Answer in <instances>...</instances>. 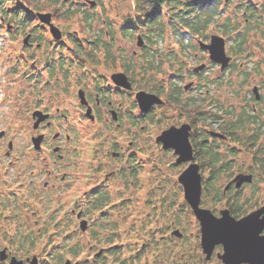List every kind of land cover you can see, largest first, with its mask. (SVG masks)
<instances>
[{
  "label": "flooded vegetation",
  "instance_id": "af4514ba",
  "mask_svg": "<svg viewBox=\"0 0 264 264\" xmlns=\"http://www.w3.org/2000/svg\"><path fill=\"white\" fill-rule=\"evenodd\" d=\"M32 11L24 29L9 25L0 14L6 29L0 40V264H118L115 210L125 208L124 220L130 224H147L149 218L151 224L163 223L153 209L161 207L163 192L169 190L183 198L170 221L171 236L180 241L184 235L172 233L185 217L182 206L187 220L198 225L199 237L194 252L168 261L232 264L220 257L227 244L215 243L209 257L202 249L200 220L178 179L190 165L199 175L198 207L216 218L227 211L244 221L240 251L255 250V237L264 235V197L259 192L264 175V84L256 97L243 76L238 92L244 101L235 105L222 95L212 96L209 83L221 87L233 76L220 73L208 79L203 73L207 63L187 65L199 55L216 64L202 44L210 41L206 34L196 41L182 42L179 35L171 42L149 41L146 27L116 26L100 18L99 24L86 27L93 30L91 36L84 35L88 40H78L58 26L57 39L38 17L45 12ZM182 45H189V51ZM190 51L189 60L184 53ZM152 53L158 72L149 70ZM167 63L172 68L161 76ZM149 93L159 101L148 105ZM247 107L251 110L246 113ZM173 114L179 117L160 127L166 115ZM157 123L161 129L150 145L153 134L148 127ZM184 126L187 129L175 135H187L191 153L178 161L182 153L157 137ZM166 154L173 158L166 166L168 176L176 173L169 188L155 181ZM244 176L237 184L236 177ZM77 182L78 195L65 198ZM174 199L170 203L175 205ZM130 207L141 210L140 219L131 217ZM255 212L257 216H250ZM130 224L119 229L120 238L129 236ZM158 238L163 243V235ZM122 239L128 241L125 255L135 254L133 242Z\"/></svg>",
  "mask_w": 264,
  "mask_h": 264
},
{
  "label": "trees",
  "instance_id": "16d2710c",
  "mask_svg": "<svg viewBox=\"0 0 264 264\" xmlns=\"http://www.w3.org/2000/svg\"><path fill=\"white\" fill-rule=\"evenodd\" d=\"M97 5L102 8H109L120 10L123 7L128 9L127 18L122 24L142 26L146 27L145 31L148 34L149 41L165 40L166 37H172V41L179 35V40L182 42L192 41L193 39L202 38L208 28L218 29L224 34L230 41L229 49L237 55L244 56V52L249 56L255 55V51L251 50V45H256L261 51L264 50V30L260 36L254 31V29L260 28L264 25V5H260L259 9L253 4L252 0L240 2L238 10L228 11V0H109L108 4L104 3V0H95ZM85 0H0V14L6 20L5 22L23 26L22 29L28 27L30 19L33 18L28 12V9L33 10H53L57 9H69L64 13V17H72L79 14V16L85 20V22L97 19L95 5H87ZM89 8V10L87 9ZM110 8V9H111ZM227 10V11H226ZM0 15V17H1ZM105 19L109 20L108 17ZM0 23H3L0 19ZM110 24L108 21L105 22ZM41 25V24H39ZM34 28H32L33 30ZM88 33V31H86ZM87 37L85 36V39ZM71 40H74L70 38ZM253 42V43H252ZM255 42V43H254ZM189 45H182L181 49H188ZM155 53H152L151 58L149 56L148 65L150 71L158 72L157 66L154 65ZM233 64H231L232 66ZM230 66V67H231ZM240 68V63L236 64ZM253 69V70H252ZM251 70L247 71L246 67H241L239 71L244 73L243 81L248 83L252 74H264V60H257L254 63ZM264 83V79H262ZM251 108H243L244 112H248ZM167 195L174 196L172 191ZM163 197V204L159 209L154 208L155 214L161 213L162 215H173L176 218V207L171 205L172 197ZM169 205V206H167ZM182 208V209H181ZM119 209L117 219L113 226L117 230V254L116 260L118 264H146L145 258L148 255L152 257L151 264H167V254L162 255L155 249H158V235H163V241L165 238V230L171 227L170 222L166 225L165 222L158 223L154 221L151 224V218L146 224L142 222L143 226H146V235L144 239L139 241L136 239L133 241L135 245V254L125 255V247L127 242L125 239L120 238L119 227L121 223L125 222V208ZM181 213L185 212L184 207H179ZM121 211L123 212L121 214ZM151 215V214H150ZM121 219V221H120ZM141 223L139 228L142 229ZM121 228V227H120ZM165 242V241H164ZM167 245L166 243H164ZM154 249V251H153ZM154 252V253H153ZM166 253V252H165ZM182 257V255H181ZM172 259V256H171ZM173 264L172 262H169ZM183 264H188L183 263Z\"/></svg>",
  "mask_w": 264,
  "mask_h": 264
},
{
  "label": "rangeland",
  "instance_id": "374dc122",
  "mask_svg": "<svg viewBox=\"0 0 264 264\" xmlns=\"http://www.w3.org/2000/svg\"><path fill=\"white\" fill-rule=\"evenodd\" d=\"M93 1H94V3L92 5L97 6L94 11L96 12V16H97L98 20H96L94 18V20L88 21V22H85V20H83L79 16V14H76V16H72V17H69V16L64 17V13L66 12V10H69V9H66V8L57 9L56 12L53 11V10H45V9H40V11L45 12V13H50L52 21H53L52 24L58 26L62 31L65 30V31L69 32L70 34H74V36H76L78 40H81V39L82 40H88V39H90L89 36H87V38L85 39L84 35L87 34L86 31H88V35L91 36L93 30L91 28H89L87 30L86 27H91V26H94L96 24H99L100 23V18L108 17L110 19V21L109 20H107V21L110 24H114L116 26H119L127 18L128 19L130 18L129 15H127L128 9H126L125 7H123L120 10H116V9H112L109 6V8L105 9V8L99 7L97 5V1H95V0H93ZM244 1H247V0H244ZM252 1H253V4L257 7V9H259L260 5H264V0H252ZM74 2H75V0H74ZM108 2H109V0H104L105 4H108ZM226 2L228 3V11H234V10H238L239 9L238 6H239L240 2L243 3V0H228ZM86 4L90 5L89 2H87ZM87 9L89 10V8H87ZM32 10L33 9H28L30 15H32V12L34 14V11H32ZM0 19H1V17H0ZM3 26H5L4 22L0 23V40L3 39V37L1 36L2 33L4 31H6L5 27H3ZM10 29H11V27H10ZM263 30H264V25H261L260 28L254 29L253 32H255L257 34V36H260ZM205 34L208 36V38H210L209 35L211 36L212 34H218V35H221V36L224 37L226 54L231 57L229 63L222 69L223 70V72H222L220 70V67H219L218 63H216L217 65L213 64L211 62L208 63L206 61V59H205L206 58L205 56L199 55L200 58H198L195 61H192V62L188 63L187 65L196 66L199 63H203V62L207 63L208 67L204 70L203 73H204V76H206V78H208V79L216 78V76L219 75L220 73L225 74L226 77L228 75L229 76H233V78L230 79V83H228L229 82V80H228V82L226 81L223 84V86H221V87H216L217 85H214V83H209L210 86L208 85V87L210 88V90H212L211 91L212 94H213L212 96H214V95H216V96L222 95V97L226 98V100L229 102L228 104L235 105V103H237L239 101L243 102L244 100L242 99V97H239L240 93L238 92V90H239L240 81L242 80V77L244 76V73L239 71V69L241 67H246V70L249 71V70L252 69L254 63H256L257 60H261V62H263V60H264V50L263 51L260 50V48L258 47V43L256 45L252 44L251 45V50L255 51V55H251V57H248L249 56V52L248 53L244 52V56L240 57L241 56L240 54L237 55V54H235L233 51H231L229 49V45H230L231 41L224 34H222L217 28L214 29V28L210 27L208 29V31L205 32ZM171 38L172 37H170V36L166 37L165 41L171 42L172 41ZM197 39L200 40V38H197ZM4 40H7V39L5 38ZM18 40L20 41V37L18 38ZM132 40H133V47H135L136 35H134V38ZM193 40H195V39H193ZM261 44L264 46L263 42H261ZM188 49L184 48V51H189ZM190 50H193V49L190 48ZM190 52H191V54L184 53L188 57L189 60L193 56V51H190ZM238 63H240V68H238L236 66V64H238ZM1 64L2 63H1V58H0V73H1ZM231 64H233V65L231 66ZM171 68H172V64H169V63L165 64L164 73L161 76H167V72ZM239 73H241V75ZM191 78L192 77L190 76L189 78L185 79L184 82L188 81ZM251 79L252 80H250L248 82V85H247L249 90L254 85H258V88H260L259 85H261V84L263 85L264 84L263 81H262V79H263V75L262 74L256 75L255 79H253V77H251ZM184 82L182 84H184ZM234 91H236V92H234ZM244 91H245V89H244ZM226 104L227 103H224V105H226ZM165 113L167 114L166 111H165ZM177 117H179V116L176 115V114H173V117H171V118H170V115L169 116L166 115V118L164 120V122H166V123H163L160 127L165 126L167 123L173 122L174 119L177 118ZM160 127H159L158 123L149 125V127H148L149 131L148 132L151 131L150 133L153 134V136H151V139H150V145H152L153 137L161 129ZM168 156H170V154H166L164 156V158H163V169H161L160 174L158 175L157 178H155V181L157 182V184L165 185V186H168V188H169V185L172 186V184H173V182H174V180L176 178V173L172 174V178L170 176H168L169 171L167 170L166 166L169 163V161H173L172 155H171V157H168ZM175 172H176V169H175ZM142 175H144V174H142ZM261 177H262V181H260V187H259L260 191L259 192H260L261 198H263L264 197V175L261 176ZM219 184H220V182H219ZM78 186H80L79 182L75 183L74 186H71L69 192L65 195V198L68 197V195H70V194L71 195L72 194L73 195H75V194L78 195V189H80ZM168 193L170 194L171 191L170 190L169 191H164L163 195L166 196ZM167 196L172 197L171 195H167ZM141 197H142V195H141ZM174 198L172 197V200L173 199L176 200V203H175V205L174 204H171V205L176 206V207L181 205V204L183 205L182 194H181V197L180 196H174ZM168 201H171V200H168ZM163 202H164V200L161 201L162 204H163ZM220 204L221 203H218V205L216 206V210H218L220 208ZM167 206H169V205H167ZM131 208L132 207L129 208V212L131 211V213H132L131 217H137V218L140 219L141 210L139 208H132V209ZM115 211H116V216H114L112 218L117 219L118 218L117 215L119 214L118 213L119 209H117ZM142 212H143L142 215L145 214L146 208H144V210L142 208ZM122 213L123 212L121 211V214ZM185 213H187V212L185 211ZM185 213H184L185 217H181L182 219H180V222L175 225L176 228H178L180 231H183V233H184V235L182 237V240H180V241L178 239L175 240V238H173L171 236V230L168 228L167 231L165 230V232H164V235H165L164 241L165 242L163 241V243H161V244H160L159 240L157 242L158 243V246H157L158 249H155V252L157 250L158 253H162L163 256H164V254H167L166 261L171 260V256L173 257V256H178V255H182V259H183V255H188V254L194 252L193 250L195 248V245H196V243L198 244V237H199L198 225L195 224V226H194L193 223L190 222L189 219H188L189 220V222H188V220H187L188 217H186ZM173 219H174L173 215H162L161 214L159 216V218H158V221L159 222L164 221L165 224L167 225ZM128 221L129 220L125 219V222L120 227L124 228V229L127 228L128 224H130ZM140 223L142 225V222L131 221V224H130L131 225V233L129 234V236H128V234H126V236H125V233H124V234H122L121 237L122 238L126 237L130 242H133L136 239H139V241L144 239V236L147 233L146 226L142 225V229H140L139 228V224ZM120 227H119V229H120ZM156 238H158V237H156ZM125 241L128 242L126 239H125ZM164 243H166L167 245H165ZM153 251H154V249H153ZM151 260H152L151 255H148L145 258V261H147L148 264L150 263Z\"/></svg>",
  "mask_w": 264,
  "mask_h": 264
},
{
  "label": "water",
  "instance_id": "95a60500",
  "mask_svg": "<svg viewBox=\"0 0 264 264\" xmlns=\"http://www.w3.org/2000/svg\"><path fill=\"white\" fill-rule=\"evenodd\" d=\"M90 4H93V0H85ZM38 17L50 25V30L54 37L59 39L61 35L60 29L50 23L51 14L50 13H40ZM202 43V42H201ZM206 49L209 51L210 59L216 63L221 64V69H223L230 61V56L226 54L225 50V40L224 37L218 34H212L210 36L209 43H202ZM252 90L256 97H259L258 87L254 85ZM144 96V94H143ZM147 95H145L146 97ZM159 99L156 95L148 94V105H152L154 102H158ZM184 129H175L174 127L165 130L161 135L157 137L158 140H162L164 146L176 147L181 154L180 160H186L190 157L191 147L187 138L184 134L182 137L175 135V131L184 132ZM213 134L223 136L216 132ZM244 177H236L237 184L242 181ZM179 181L184 187V197L192 206L196 212L197 217L200 220V232H201V246L203 251L206 253V257L210 256L212 247L215 243L221 242L226 245L224 254L220 255L222 259L228 258L231 260L232 264H238L242 261H249L253 264H264V235L255 237V250L249 252V254L242 253L240 251V233L241 227L244 221H236L232 218L227 211H222V216L219 218L214 217L211 212L207 209H202L198 207L199 197H200V181L199 175L195 171L194 165H190L186 170H184L178 177ZM257 212L250 216H257ZM176 236H182V232L176 228L172 231ZM65 264H69L67 261Z\"/></svg>",
  "mask_w": 264,
  "mask_h": 264
}]
</instances>
